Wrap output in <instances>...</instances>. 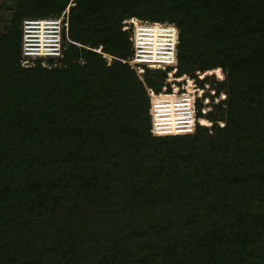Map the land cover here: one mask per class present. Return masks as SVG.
I'll list each match as a JSON object with an SVG mask.
<instances>
[{"label": "trees", "instance_id": "16d2710c", "mask_svg": "<svg viewBox=\"0 0 264 264\" xmlns=\"http://www.w3.org/2000/svg\"><path fill=\"white\" fill-rule=\"evenodd\" d=\"M68 7L63 57L23 66V22ZM131 19L177 28L175 77L207 91L194 134H152L146 87L174 67L142 81L124 63ZM0 264H264V0H17L0 25Z\"/></svg>", "mask_w": 264, "mask_h": 264}, {"label": "built area", "instance_id": "2783aa9c", "mask_svg": "<svg viewBox=\"0 0 264 264\" xmlns=\"http://www.w3.org/2000/svg\"><path fill=\"white\" fill-rule=\"evenodd\" d=\"M69 13L64 12L58 18L27 19L22 26V54L27 66L36 58L63 57L70 41L69 38ZM124 30H133V54L130 60L124 61L131 66L143 80L146 65L151 69L166 70L173 66L169 72L166 85L160 93L147 88L150 97V113L152 134L156 137L184 136L194 134L198 124L204 125L203 119L197 117V100L205 93L200 89L195 79L191 92L186 82L176 78L177 55L179 45L178 30L174 25L152 24L137 19L126 22ZM25 63V64H24ZM201 75H198L199 79ZM168 85L171 87L169 90ZM210 99L204 100L209 104ZM210 108L202 111L207 113ZM209 123V122H208Z\"/></svg>", "mask_w": 264, "mask_h": 264}, {"label": "rangeland", "instance_id": "374dc122", "mask_svg": "<svg viewBox=\"0 0 264 264\" xmlns=\"http://www.w3.org/2000/svg\"><path fill=\"white\" fill-rule=\"evenodd\" d=\"M73 2V1H72ZM71 2V5L73 6L74 4ZM16 5H17V0H0V7H1V10H0V25L2 26V25H5V23H7L10 19H12V17H13V15H14V10H15V7H16ZM70 7V6H69ZM69 7L67 8V12H70V10H69ZM126 23V22H125ZM69 43V42H68ZM105 58H108V62H109V64L110 63H112V58L110 57V56H107V55H105L104 56ZM57 63H59L58 62V60H55ZM43 62H44V66H48V61H47V59L46 60H43ZM34 63H35V60L33 61V60H30V62L28 63V64H26L27 66H33L34 65ZM25 64V63H24ZM24 66V65H23ZM141 67H143V68H146L147 66L146 65H141ZM198 75H200V74H198ZM206 76H216L215 78L217 79H222L221 77H219L217 74H214V75H206V73H202V75H201V78H205ZM185 78V77H184ZM183 78V79H184ZM199 80H201V79H199ZM188 82V86L189 87H191L190 85H192V82H189V81H187ZM186 82V83H187ZM187 85V84H186ZM188 86H187V88H188ZM192 88H190V90H191ZM192 91V90H191ZM205 93H207V91H205ZM204 93V94H205ZM214 94V92H211V95H213ZM221 98H225L224 96H221ZM221 98H219V99H216V102H218L219 100H221ZM209 125V124H208ZM211 125V124H210Z\"/></svg>", "mask_w": 264, "mask_h": 264}, {"label": "clouds", "instance_id": "9594fccd", "mask_svg": "<svg viewBox=\"0 0 264 264\" xmlns=\"http://www.w3.org/2000/svg\"><path fill=\"white\" fill-rule=\"evenodd\" d=\"M203 97H204V94H203V96L201 98H203ZM204 125H207V124H204Z\"/></svg>", "mask_w": 264, "mask_h": 264}]
</instances>
